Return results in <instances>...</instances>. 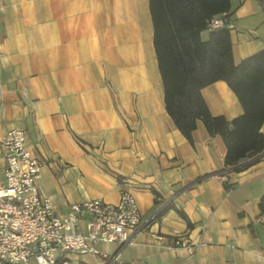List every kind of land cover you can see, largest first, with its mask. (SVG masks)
<instances>
[{"label":"crops","instance_id":"crops-1","mask_svg":"<svg viewBox=\"0 0 264 264\" xmlns=\"http://www.w3.org/2000/svg\"><path fill=\"white\" fill-rule=\"evenodd\" d=\"M229 20L235 65L264 50V9L255 0H231ZM201 96L213 116L242 114L224 81ZM13 129L25 132L34 154L59 160L39 178L59 214L88 199L114 204L121 187L144 216L160 207L131 244L99 243L107 257L68 254L59 264H264V157L229 172L226 191L215 175L225 170L222 139L201 121L192 143L175 127L148 0H0V141ZM182 235L203 242L192 257L172 247Z\"/></svg>","mask_w":264,"mask_h":264},{"label":"trees","instance_id":"trees-1","mask_svg":"<svg viewBox=\"0 0 264 264\" xmlns=\"http://www.w3.org/2000/svg\"><path fill=\"white\" fill-rule=\"evenodd\" d=\"M148 1L166 113L189 143L197 121L210 136L222 139L225 170L215 175L244 170L264 152V134L260 131L264 124V50L237 65L233 63L227 26L231 0ZM255 1L264 9V0ZM220 15L223 24L210 29L209 21ZM206 29L210 30L209 37L202 41L200 32ZM215 81H224L235 94L241 115L230 121L211 115L201 89ZM222 183L226 191L233 188L227 180ZM258 208L264 216V196ZM177 212L185 217L182 211Z\"/></svg>","mask_w":264,"mask_h":264},{"label":"built area","instance_id":"built-area-1","mask_svg":"<svg viewBox=\"0 0 264 264\" xmlns=\"http://www.w3.org/2000/svg\"><path fill=\"white\" fill-rule=\"evenodd\" d=\"M222 16L212 18L208 27L222 25ZM227 26L230 28L231 23ZM0 147L4 162V181L0 183V263L59 264L68 254L105 258L106 253L98 250L97 244L119 248L129 245L138 231L149 227L159 216L160 207L144 216L125 187L120 188L114 204L88 199L71 204L59 214L39 188L41 168H59V160L34 154L22 130H9ZM262 157L264 152L255 159ZM216 176L223 182L227 175ZM171 242L173 248L186 249L189 257L203 245L201 239L193 241L185 235L174 236Z\"/></svg>","mask_w":264,"mask_h":264}]
</instances>
